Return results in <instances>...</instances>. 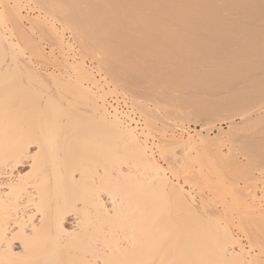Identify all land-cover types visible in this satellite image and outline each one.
Wrapping results in <instances>:
<instances>
[{"label": "bare ground", "instance_id": "6f19581e", "mask_svg": "<svg viewBox=\"0 0 264 264\" xmlns=\"http://www.w3.org/2000/svg\"><path fill=\"white\" fill-rule=\"evenodd\" d=\"M0 1L16 25L17 45L31 43L32 36L20 24L19 0L11 8L8 1ZM40 4L38 8L62 22V29H69L98 69L105 71L111 92L122 89L138 96L139 91L140 98H150L154 116L142 112L148 123L158 120V130L170 119L202 117L209 124L211 115L227 118L226 128L217 127L213 136L207 130L214 126L205 135L195 132L197 139L158 140L160 154L175 155V148H181L187 157L196 147L199 154L208 151L215 137L240 125L264 123V0H42ZM40 17H31L35 29L45 22ZM2 24L0 18V264H264L263 249H259L263 257L250 256L235 245L219 215L203 218L208 226L195 237L187 236L184 223L178 224L181 217L174 226L171 207L199 213L189 193L169 179L153 156L147 134L141 140L142 132L137 133L131 119L111 105L105 92L98 95L85 87L80 62L75 65L79 68L73 67V77L63 80L40 75L33 65L30 69L13 58L8 52L15 44ZM50 24L44 26L50 27L49 36L57 35ZM54 36L53 43H59ZM51 48L45 53L49 55ZM6 55L11 56L8 61ZM43 88L67 97L69 109L77 112L72 113L71 124L92 130L56 129L59 119L54 114L60 107L47 108L48 113L41 100ZM52 105L56 108L58 102ZM78 107L80 113L73 110ZM205 121L201 125L206 129ZM92 145L98 148L94 153H101L99 158L88 153ZM194 173L188 179L196 178ZM193 238L209 244L191 243Z\"/></svg>", "mask_w": 264, "mask_h": 264}, {"label": "rangeland", "instance_id": "374dc122", "mask_svg": "<svg viewBox=\"0 0 264 264\" xmlns=\"http://www.w3.org/2000/svg\"><path fill=\"white\" fill-rule=\"evenodd\" d=\"M6 1H8L7 5L10 8H11V6L13 7L15 0H6ZM44 1H47V0H44ZM1 2L2 1H0V11L2 14H0V16L1 15L2 16L0 18L3 20V24H2L3 27L1 26V28L3 30L2 29L1 30L3 32H5L4 34L6 35L7 38H9L8 40L13 45L15 44V47L13 50H10V52L7 51L8 53H11V51H12L13 58L15 57V59H18V61L20 63L22 62V64H24V66H26V64H27L26 67H28L29 65L30 66L33 65L32 70H34V68H35V72L41 71L39 73L40 75L42 73H44L43 75H46V73L47 74H53V75L58 76L59 78L61 77L63 80L66 77L71 76V75H72L71 77H73V75H74L73 74V67H78L79 65H81L85 70V72H84V70H82L83 71V72H81L82 76L86 75V78H87L86 79L84 76L83 83L85 81V83H84L85 87L91 88V90L94 92H97L98 95H100L102 91L105 92L106 93L105 98L116 97V99H121L123 101V103L130 109L131 112L137 114L139 122L138 123L135 122L133 124V123H131V121H129V123H131L130 125L135 127V130L137 133L142 132V135H140V134L138 135L141 140H143L146 137L147 146H150V149L153 153V156L157 159L158 163L163 168L166 169V171L168 172L167 174H168L169 179H171V181L173 183H176V182L180 183L183 186V189L189 193L191 204L193 205V207H196V210L199 213L198 215H200V216H198L197 214L196 215L193 213L191 214V212H185L188 210H185L182 207H178L177 209L174 207L173 208L171 207L170 210L171 209L172 210L170 211V213H171L170 217L172 219V224L174 223L173 224L174 226H176L175 222L177 224V222L179 221V218L181 217L178 224H180L181 222L184 223L183 226L186 227V230L188 231L187 236H190V234H191V235H193V237H195L197 234H199V232L201 230H204L206 228V226H208L206 224V222L203 220V218H215L214 215L216 214L215 216L219 215V222L223 226H226V228L229 230L233 239L235 238L234 239L235 245H237L239 247L241 246V248H243L244 251L247 252L250 256L259 253L260 252L259 249H261V251L263 249L262 255L264 256V129L262 128L264 123H261L263 121H261V122L260 121H258V122L253 121L254 123L248 122L245 125L238 126V128H235L234 130H232L229 133H225V134L221 135L220 137L219 136L215 137L211 142H209L208 151L205 150L203 152V150H201V152H199V154H198V152H195V151L199 147L198 148L196 147L197 149L193 148L194 150L190 151L191 153L189 156H187V157H189L187 160H185L187 157H184L181 148L180 149L175 148V149H177V150H175V155H173L169 151H168V154H167V152H165L164 153L165 155L163 153H162L163 154L162 155V154H160V150H159L160 141H158V140H170L172 138L187 139L188 137H192L193 139L195 137V139H197L198 137L195 136L196 133L200 132L201 135H205L208 127L210 128V127L214 126L212 129H210L211 131L207 130V132L209 131L208 134L210 136H213L217 132V130H216L217 127H222L224 129L226 128V122L227 121H225V120H227V118L224 119L222 117H219V115L217 117L216 114H215L216 117H213L211 115V117L213 119L214 118L215 119L214 120L209 119L211 121V122L208 121L209 124L206 122L208 120L206 118L207 117L206 115H205L206 121H205V119L202 120L201 119L202 117L199 118V120L196 117V118H194L193 121H184V122H178L179 120L170 119V121L168 120L169 124H166V126L164 125L165 128L163 130L166 129L164 132L160 128H159L160 130H158L157 129L158 126L159 125L161 126V124L158 123V120H156L154 118L156 120L155 121V120H153V118H151L150 119L151 122H149L150 123L149 124L145 120L146 117L144 118V115H143L144 112H145L144 114H148V113L151 114L150 109L152 110V108L154 107L153 103L151 101H149L150 98H148V100L146 99L147 96H145L146 100L144 98H140L141 95H139V91L137 92L138 96H137V94H135L136 96H133L134 93H136V92H134V93H130V91L125 92V90L123 91L122 89H121L122 92L120 89L118 91H116V93L111 92V89H112L111 83L108 82L110 78H108V77L104 78L105 76H107V74L104 75L105 71L99 70L98 69V63L94 59H92V57H90V55L87 52H85L84 48L82 49V47L84 45L79 43L80 41L76 40L77 38L74 37V35L70 32L69 29H66V30L62 29V26H64V24H62V22H59L57 19H54L52 15L51 16L49 14L47 15L43 9L38 8V7H41L40 2L42 3V0L41 1L40 0H30V1L29 0H19V6L21 8L19 10L21 13L20 24H22L21 26H23V28H24L23 30H25L27 33H29L32 36V37L29 36L30 40H32L31 43L33 42L34 46L36 45L34 48L37 47L38 52H35V50H33L34 48L31 46V43H29V44L28 43H22L20 45H17V42H18L17 39H19V38H16V35L18 36V31H17L16 25H14V23L12 22L10 17L8 18V16H6L7 15V9H5V7H7V6H5L4 3H2V5H1ZM34 16H35V18L36 17L38 18L41 16L39 19L41 21H43L45 19V22L43 21L45 24L43 23L44 25L42 24L40 26V24H41L40 23L39 25L36 26V29H35V27H33L31 24V19H32L31 17H34ZM28 17H30V18H28ZM46 21H47V23H46ZM48 22L49 23L52 22L53 25L52 24H50V25H52L53 28L55 27V29L57 31L55 34L58 33L55 36L53 34V36L55 38H58L56 40L57 41L60 40L61 43L60 42L59 43H53V41L55 39L53 38V36H51L52 34L49 36L50 31H47V29L50 27L45 28L46 26L49 25ZM37 27H39L38 31H37ZM40 29L42 30L43 36H44V34H46L45 35L46 37L49 36L48 39H46L45 36L44 37L42 35L40 36V33H41ZM14 30H15V32H14ZM10 32H11V34H10ZM59 32H60L61 36H63V37H61L59 35ZM14 34H15V36H14ZM58 35H59V37H56ZM65 40L70 41L69 45H71V46L68 45L67 41L65 44V42H64ZM74 40H76V41H74ZM54 42H56V41H54ZM47 43H48V45H47ZM56 44L61 45L62 47L60 46L61 48H59V46H57ZM46 45H47V49L45 48ZM50 45L52 48L50 47ZM65 46H68V47H65ZM48 47L53 49L50 51L51 53L49 52V55L47 53H45V52L49 51ZM60 49L62 51L61 53L59 51ZM39 50H41V52ZM70 50H72V51H70ZM53 51H56V52H53ZM64 52L66 54L69 53V55L66 56V54ZM36 53H39L38 54L39 56L42 53L44 56L41 55V58L40 57L37 58V57H35V56H38ZM71 53L73 55L76 54V57L73 58L74 60L70 61V59H72V56H73V55L72 56L70 55ZM51 55H53V58ZM22 56H24V57H22ZM47 56H49V57H47ZM10 57H8V55H6L5 60L8 61ZM18 57L19 58L21 57V58L19 59ZM65 57H69V58H65ZM39 58L40 59L43 58V60H40ZM44 59H45V61H44ZM65 60L67 61V63L71 62L69 64H71L72 67L68 66L69 64H65L64 63ZM15 61H17V60H15ZM26 61L30 62V63L28 64ZM41 61H43V62H41ZM78 62H80V64ZM75 65H78V66H75ZM30 66L28 68H30ZM102 71H104V72H102ZM90 72H91V75H89ZM83 73H85V74H83ZM86 73H88V74H86ZM43 75H42V77H43ZM92 81H95L98 84L95 86V85H93ZM104 81L106 82V84L108 86L105 84ZM31 86H36V84L32 83ZM46 89H44V91L43 90L41 91V93H42V97H41L42 99L41 100L43 101V103H42V101H41V103L42 104L45 103L44 104L45 109L46 110H47V108H49L50 110L55 109L54 111H56L60 107L59 110H61V111L58 110L57 114H56V112L54 114L59 119L58 127L57 126L55 127L56 129L60 130L61 132H63V131L66 132L67 130H68V132H69V130H76V131L77 130H82V131L87 130V132H88V131L92 130L90 128L88 129V127H84V128L81 127L80 128L75 124H71V120H70L71 116H73V114H76L77 112L74 111L75 112L74 113V112H72L71 109H69V106H68L69 103L66 104V102H67L66 98L67 97L64 96V94L63 95L61 94V96H60V95L56 94V92H52L53 91L52 88L51 89L46 88ZM27 91L28 90H26V92ZM103 92H102V94H103ZM47 93H49L50 96ZM144 94H146V93H144ZM45 95L48 97H45ZM131 95L133 96L134 100H129V99H132ZM143 97H144V95H143ZM60 101H61V103L59 104ZM53 102H58V106H57L58 108L57 107L56 108L51 107ZM44 105H43V107H44ZM63 107H66L67 109H65ZM141 107H143V108H141ZM76 108L73 110H76V111H78V113H80L79 112L80 108L79 107H78L79 109H76ZM68 109L70 111H68ZM137 109L139 112L137 111ZM142 111H144V112H142ZM48 113H49V111H48ZM49 114H51V113H49ZM151 115L154 116L153 113ZM199 116H202V115H199ZM200 119L202 121H200ZM69 120H70V122H69ZM144 120L146 121L147 124H149V126H150L149 130L146 128L147 124L145 123ZM217 120H219V121H217ZM235 120H236V122H238L237 116L235 117ZM152 121H155L157 123L152 122ZM203 121H205L204 123L208 124L206 126V129H205V126L201 125V123ZM151 123H154L156 127H154V124L151 126ZM45 124H47V123H45ZM42 125H39V126H41V128H43ZM167 125H169L170 127ZM172 125L175 128H173ZM175 125L176 126L178 125V126L176 127ZM203 125H205V124H203ZM39 126H37V127L35 126L36 129ZM32 127H34V126H32ZM44 127H45V130L48 128V126L46 128V125ZM182 129H184L185 132L180 133L181 135L173 133V132H177L178 130H182ZM52 130L55 131L54 129H52ZM47 131H48V129H47ZM50 132H52V131H50ZM144 134H147V135L144 137ZM57 145H59V144H57ZM60 145H62V144H60ZM97 149L98 148L95 149L94 145H92V146H90V150L88 151V153L92 156L94 155V158H99V155L101 153L100 154H98L97 152L94 153V150L97 151ZM31 150L34 151V149H32V148H31ZM197 151H200V150H197ZM204 154H206L207 156H205ZM172 155H173V157H172ZM193 157H194V160H193ZM209 160H210V162H209ZM199 162L200 163L202 162V164L200 165ZM211 167H213V168H211ZM181 172H184L185 174H187V175H185V174L183 175L187 178L184 179L183 176L182 177L179 176V175L183 174ZM193 173L197 175V176L194 175V177H196V178H194L195 181L193 178L188 179L190 177V175H192ZM198 173H200V174H198ZM209 173L211 174V176H209L211 178V180L207 176V175H210ZM215 173H217V174H215ZM205 177H208V179H209V180L207 179L208 182H207ZM197 178L201 180L200 184H199L200 181ZM203 178H204V180H203ZM196 180H198V181H196ZM213 183H215V184H213ZM133 195H135V194H133ZM139 197L137 196V198H139ZM179 208L180 209L182 208L181 209L182 211H180ZM175 209L177 211H175ZM197 211H196V213H197ZM180 212H182L183 215ZM241 215H243V216H241ZM240 216L244 217V218H242V219L238 218ZM243 219H245V220H243ZM238 220H239V222H238ZM242 221H245L246 224L243 223ZM237 222H238V224H237ZM240 223H241V225H240ZM239 229H241L242 232H245V231L246 232L242 233L241 231H239ZM242 229L245 231H243ZM248 231L250 233H248ZM246 234H247V236H245ZM251 235L253 238L251 237ZM246 237H248L249 239L252 238L253 241H252V239L250 241H248V238H246ZM253 242L257 243V245ZM191 243L209 244V243L205 242L204 239L196 240L194 238L191 241ZM262 255H261V257H263ZM247 257L249 258L248 255H247Z\"/></svg>", "mask_w": 264, "mask_h": 264}, {"label": "built area", "instance_id": "2783aa9c", "mask_svg": "<svg viewBox=\"0 0 264 264\" xmlns=\"http://www.w3.org/2000/svg\"><path fill=\"white\" fill-rule=\"evenodd\" d=\"M111 105L117 108L118 111L123 113V115L128 116V118L131 119V122L134 124L135 122H139L138 116L136 113H133L130 111L129 108L126 107V105L123 103L121 99H117L115 97H109L107 98Z\"/></svg>", "mask_w": 264, "mask_h": 264}]
</instances>
